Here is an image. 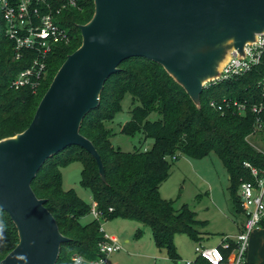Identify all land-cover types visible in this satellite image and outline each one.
I'll return each mask as SVG.
<instances>
[{"label":"trees","instance_id":"1","mask_svg":"<svg viewBox=\"0 0 264 264\" xmlns=\"http://www.w3.org/2000/svg\"><path fill=\"white\" fill-rule=\"evenodd\" d=\"M60 1L55 3L58 7ZM94 10L93 0H76L75 5L61 9L60 18L67 27L69 40L56 45L49 53L47 73L36 91L28 87L14 89L11 80L25 68L28 59L14 60L11 41L4 34L0 15V139L14 135L30 123L35 109L58 67L81 42L79 24L87 22ZM264 53L260 63L240 75L207 83L200 93V107L192 102L184 89L164 70L145 57H131L118 65L104 82L99 106L92 109L80 125V132L97 149L104 167L102 180L97 163L88 151L77 145L65 147L47 159L31 181L35 195L46 199L45 206L54 216L59 231L69 238L60 246L55 264H84L71 260L74 253L85 258L98 254V243L104 241L100 221L92 218L90 203L84 202L73 188L62 186L61 167L78 160L82 164L79 183L91 193L103 219L123 217L150 226L156 246L164 249L168 258L177 263L173 236L186 234L199 242L204 224L186 204L174 207L173 200L159 194L160 183L167 178L171 162L180 155L201 158L215 153L229 179V192L236 211L243 212L239 198L242 181L255 176L244 165L248 162L264 176V154L252 146L246 137L253 133L257 120L264 124ZM131 96L130 118L121 124L119 132L130 137L142 135L151 143L144 149L134 147L123 151L113 146L110 122L122 111V100ZM229 101V105L223 102ZM213 100L222 108L213 107ZM233 100L244 103L240 112ZM261 105L258 113L252 105ZM155 118H150L151 114ZM260 129V128H259ZM111 208V210H109ZM264 228V219L260 221ZM18 241L16 228L6 211L0 210V261ZM233 246L232 240H229ZM217 246L221 247L219 243ZM225 256L229 249H222ZM209 264L196 256L194 263ZM243 264H264L250 262Z\"/></svg>","mask_w":264,"mask_h":264},{"label":"water","instance_id":"2","mask_svg":"<svg viewBox=\"0 0 264 264\" xmlns=\"http://www.w3.org/2000/svg\"><path fill=\"white\" fill-rule=\"evenodd\" d=\"M91 18L79 24L80 45L58 67L22 131L0 139V210L18 236L0 264H55L69 240L35 195L31 181L41 165L65 147L90 153L105 180L101 157L80 132L100 103L105 80L131 57L160 64L200 107L203 87L218 80L232 58L264 35V0H93Z\"/></svg>","mask_w":264,"mask_h":264},{"label":"rangeland","instance_id":"3","mask_svg":"<svg viewBox=\"0 0 264 264\" xmlns=\"http://www.w3.org/2000/svg\"><path fill=\"white\" fill-rule=\"evenodd\" d=\"M132 106L131 96L125 95L122 111L116 114L112 121L105 122L112 132L111 143L123 151L133 150L134 147L144 149L151 143L148 139L142 142L143 136L140 134L130 137L119 132L121 124L130 118L129 111ZM155 117L154 113L150 115L151 119ZM259 128L256 127L257 130L250 133L246 139L264 154V124ZM81 168L82 164L78 160L61 167L62 186L64 189L73 188L84 202L91 204L90 191L79 183ZM159 194L166 200H173L174 207L186 204L195 212L196 218L204 222L198 226L202 232L200 244L204 247L215 245L221 238L232 237L236 232V223L244 220L243 212L234 208L229 192L228 174L219 157L213 152L201 158L180 155L174 159L169 175L160 183ZM92 218L89 213L82 218V222ZM98 220L108 238L121 247L120 250L109 254V264H186L185 261L194 263L196 259L195 243L186 234L177 233L173 236L179 255L177 263H174L164 249L156 246L150 226L123 217L103 219L99 216ZM259 229L264 231V228L259 226L250 234L247 254L256 248V245L251 244V238Z\"/></svg>","mask_w":264,"mask_h":264},{"label":"built area","instance_id":"4","mask_svg":"<svg viewBox=\"0 0 264 264\" xmlns=\"http://www.w3.org/2000/svg\"><path fill=\"white\" fill-rule=\"evenodd\" d=\"M58 1L60 5L56 7L55 3ZM75 2L76 0H0L3 30L12 44V58L14 60L24 58L29 61L28 65L19 70L11 80V86L14 89L28 87L32 91L37 90L47 73L49 53L56 45L67 43L69 40L68 29L61 22V9L66 5H75ZM244 49L246 58H237L233 54L218 80L240 75L258 65L264 53V35L258 36L254 44H247ZM262 89H264V82ZM222 101L229 105V101L227 102L225 98ZM209 104L218 109L222 108L221 104L213 100ZM233 104L240 112L244 111V103L233 100ZM261 108V105L251 106V110L255 113H258ZM256 127H260L258 120ZM244 165L251 169L255 178L253 181H242L239 185L244 220L238 232L232 237L222 238L221 247L217 245L204 247L198 242L194 244L197 257L206 260L209 264H243L250 234L264 219V176L257 177V170L248 162H244ZM90 214L96 219L101 216L94 201L90 204ZM100 230L103 231L101 225ZM103 236L105 240L98 243V254L95 257L85 258L74 253L71 255V260L84 264H109V254L120 250L121 247L111 241L104 231ZM229 240H232L233 246L230 245ZM222 249H229L226 256ZM191 262L187 261V264Z\"/></svg>","mask_w":264,"mask_h":264},{"label":"crops","instance_id":"5","mask_svg":"<svg viewBox=\"0 0 264 264\" xmlns=\"http://www.w3.org/2000/svg\"><path fill=\"white\" fill-rule=\"evenodd\" d=\"M242 222H243V220L236 223V232H234V234H232V236L238 232ZM257 231L258 232L256 234L254 233L252 235V238H251V244L256 245V248L252 249L249 252V254H247V252H246L247 255L245 257V260L250 261V262L259 263V262L264 261V231H262V229H259ZM201 239L199 240L198 243H201ZM221 240H222V238H221ZM221 240L219 242H217L215 245H218L221 242ZM215 245L213 244V246H215ZM185 262L187 264V261H185Z\"/></svg>","mask_w":264,"mask_h":264}]
</instances>
